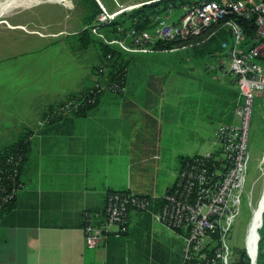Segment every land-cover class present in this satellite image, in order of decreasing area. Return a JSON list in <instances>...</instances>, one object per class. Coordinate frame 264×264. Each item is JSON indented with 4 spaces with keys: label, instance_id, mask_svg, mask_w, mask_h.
<instances>
[{
    "label": "crops",
    "instance_id": "1",
    "mask_svg": "<svg viewBox=\"0 0 264 264\" xmlns=\"http://www.w3.org/2000/svg\"><path fill=\"white\" fill-rule=\"evenodd\" d=\"M178 11L171 13L174 22ZM153 57L138 54L130 67ZM131 69L123 95L106 92L85 116L42 126L48 110L93 85L94 72L78 74L73 85L14 89L23 96L9 113L13 121H3L0 114V152L26 135L31 143L23 189L13 207L0 213V264H130L132 259L141 264L153 217L131 212L127 236L91 250L84 214L103 211L110 193L161 199L177 182L181 158L220 152L206 150L205 135L208 128L213 134L215 118L222 124L236 121L239 92L233 78L215 83L217 92L202 82L168 85L158 71ZM174 234L183 252V240Z\"/></svg>",
    "mask_w": 264,
    "mask_h": 264
},
{
    "label": "built area",
    "instance_id": "2",
    "mask_svg": "<svg viewBox=\"0 0 264 264\" xmlns=\"http://www.w3.org/2000/svg\"><path fill=\"white\" fill-rule=\"evenodd\" d=\"M125 12L102 14L92 26L93 30H99ZM233 14L248 20L255 18L256 28L251 39L240 24L229 22L231 44H224V50L216 56L221 73L230 75L237 85L236 121L222 124L215 131L220 153L193 157L180 172L174 190L163 197L159 212L152 214L155 221L182 238L183 264H240L243 261L245 251L237 248V236L233 230L235 225L238 227L242 215L247 172L252 163L249 139L256 103L260 102L264 109V0H192L182 7L177 22L166 16L158 19L152 33L132 29L126 38L112 42L129 54H146L152 51L156 41L198 37ZM106 68L101 65L98 72L105 73ZM107 79L105 76L100 81ZM102 85L96 84L97 94L105 90L117 95L125 93V86L120 83L107 88ZM78 104L70 102L58 110L62 113L77 111ZM54 118L46 116L41 126ZM8 162L18 167V161L13 158ZM14 174H17L16 169ZM10 178L13 187L9 193L0 196V210L11 204L23 189L15 175ZM248 198L251 207V197ZM154 206V197L122 192L108 195L103 211L84 214L87 248L106 247L112 235L119 237L128 231L130 211H151ZM255 218L256 210H253L252 222ZM261 228L262 224L256 231ZM246 244L249 247V242L245 243L247 250Z\"/></svg>",
    "mask_w": 264,
    "mask_h": 264
},
{
    "label": "rangeland",
    "instance_id": "3",
    "mask_svg": "<svg viewBox=\"0 0 264 264\" xmlns=\"http://www.w3.org/2000/svg\"><path fill=\"white\" fill-rule=\"evenodd\" d=\"M93 1L97 3L101 12L90 24L87 21L92 16L93 9L89 0H62L54 3L44 1L46 4L7 12L1 18L2 20L0 19V114L1 117L5 116L2 118L3 121L14 120L13 115L9 113L16 109L23 96L18 93L14 94V89L28 86L54 88L64 86L65 83L73 85L78 79V74L85 73L86 70L88 73L89 70L92 72L93 66L98 63V57L102 54V46L98 40L94 39L89 41V45H85L81 37L85 30L98 33V30H91V27L102 14L113 15L123 10L127 14L141 8L144 4L148 5V3L160 0ZM180 14H182L181 10L174 17L177 18ZM166 16L171 17L168 14ZM170 56H157L150 59L151 61L136 62L131 70L146 69L150 73L158 71L162 73L168 85V82L170 84L182 82L183 86H193L202 82L206 85L203 87L213 88L212 90L217 92L218 83L232 81L230 75L221 73L216 56L215 60L210 61L208 71H205L203 61L190 60L185 52ZM96 73L93 74L96 75L93 77V85L86 92L99 83L107 88L108 85L105 83L110 78L109 72L100 74L96 71ZM97 76H100V79L107 76L108 79L100 81ZM112 95L119 96L114 93ZM78 99L70 97V101L66 99L65 102L57 104L56 108H53L54 111L48 110L43 119L46 116L48 118L73 116L76 111L67 110V113H62L58 109L64 103H78ZM79 106L80 104L78 108ZM219 119L215 118L210 123L216 126L213 134L211 128H208L206 132V150L219 148L215 138V131L223 123ZM206 150L199 153L204 155ZM249 151L252 163L247 172L242 215L238 227L235 225L233 230L237 236V248L245 251V254L246 251L249 253V247L246 244V250L245 243L249 242V235H251L254 224L252 222L253 210H256V217L258 212L261 211L262 215L264 211L262 208L264 204V109L258 102L255 105L251 123ZM193 157L195 156L190 158ZM248 196L251 197V207ZM174 233L157 221L150 228H146V255H143L144 259L141 264H180L183 259L182 243ZM130 264L137 263L132 259Z\"/></svg>",
    "mask_w": 264,
    "mask_h": 264
},
{
    "label": "trees",
    "instance_id": "4",
    "mask_svg": "<svg viewBox=\"0 0 264 264\" xmlns=\"http://www.w3.org/2000/svg\"><path fill=\"white\" fill-rule=\"evenodd\" d=\"M89 1L91 4V8L93 9L92 16L87 21L90 24L95 21L96 16L101 12V9L97 5V3H95V1ZM191 1L192 0H161L159 2H154L151 5L142 6L141 8L135 9L130 13H123L113 21L109 22L107 25L102 26L98 30V33H93V31L85 30L81 37V40L85 43V45H89V41H92L94 39L98 40V43L102 46V54L100 56V60L93 67L92 71L96 73V71H99L100 66L104 65L105 67H107L106 69L107 72H109L108 75L110 77L108 82L105 83V85L109 86L111 84L120 83L122 86H126L128 75L131 69V58L135 57L138 54H129L123 49H121L118 44H114L112 42L126 38L127 33L132 29L137 31L146 30V32L152 33L158 19L165 18L167 14L171 15V13H174L175 10L182 11V7L185 4L190 3ZM170 20L174 21L171 17ZM229 22L240 24L247 33V36L251 39L254 38L256 33L255 18L252 20H248L245 17L233 14L229 15L224 20L212 25L198 37L173 41H156L153 47L151 48L152 51L146 53V55H153L154 57H171L170 55L178 54V52H185L189 56L190 60L196 59L199 61H203L204 69L205 71H208L207 67L209 64H211L210 61L215 60V56H217L218 53H221L224 50V44H231L230 32L228 29ZM91 30H93V27H91ZM127 41L130 40L127 39ZM96 91L97 89L95 88V86H93L89 92H82L79 95L73 96L76 99L79 98L78 103L80 104L78 110L73 113V116H85L88 111L95 108L98 101L102 97L101 95L106 93V91H104L101 94H97ZM51 111H54V109L52 108ZM56 118L57 117H55L54 120ZM61 118L64 117H60L58 119ZM30 143L31 142L29 136L26 135L23 136L16 144L7 147L2 152H0V196H4L5 194L9 193L11 187H13V181L10 178L13 175H15L18 182L23 184L22 174L25 163L28 159ZM10 158H13L15 161H18L17 168L14 164H9L8 160ZM191 159L192 158L190 157L181 158L182 168L180 172L187 167ZM14 169L17 170V174H14ZM174 188L175 187L173 186L168 191V193L172 192ZM122 193L131 194L129 192ZM15 200L16 198L13 199L11 204L1 209L0 213L10 210L13 207V203H15ZM163 203V198L155 199V206L151 209V211L139 212L146 213L147 215H149V217H153L152 214L159 212ZM131 212L138 211H130L128 218L129 224ZM128 233L129 229L127 232L121 234L119 237H115L114 235H112L108 240V244L112 239H121L127 236ZM259 233L261 236V240L259 242L257 264H264V216L263 225ZM247 257L248 256L244 253L242 255L243 261L240 264H250V259L249 257ZM183 261L184 250L183 259H181L180 264H183Z\"/></svg>",
    "mask_w": 264,
    "mask_h": 264
},
{
    "label": "bare ground",
    "instance_id": "5",
    "mask_svg": "<svg viewBox=\"0 0 264 264\" xmlns=\"http://www.w3.org/2000/svg\"><path fill=\"white\" fill-rule=\"evenodd\" d=\"M48 1L50 3H54L57 1L62 0H0V19L7 13L14 11L16 9L20 8H30L32 6H37L40 4H43ZM32 9V8H31ZM29 10V9H27ZM2 20V19H1ZM264 209V204L263 207ZM262 217H261V211L258 212V215L256 219L254 220V224L252 226V232L251 235H249V253L248 257L250 259V264H257L258 261V250H257V244H258V234L257 229L261 226Z\"/></svg>",
    "mask_w": 264,
    "mask_h": 264
},
{
    "label": "water",
    "instance_id": "6",
    "mask_svg": "<svg viewBox=\"0 0 264 264\" xmlns=\"http://www.w3.org/2000/svg\"><path fill=\"white\" fill-rule=\"evenodd\" d=\"M161 1V0H160ZM152 3H154V2H151V3H148V5H151ZM145 5H147V4H144L143 6H145ZM261 217H262V222H261V224L263 225V214L261 215ZM257 234H258V244H257V250L259 251V242H260V240H261V236H260V233L257 231Z\"/></svg>",
    "mask_w": 264,
    "mask_h": 264
}]
</instances>
